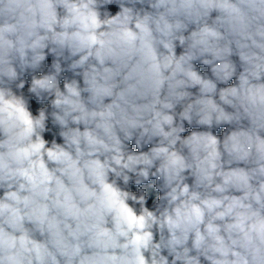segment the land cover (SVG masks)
<instances>
[{"label":"clouds","instance_id":"obj_1","mask_svg":"<svg viewBox=\"0 0 264 264\" xmlns=\"http://www.w3.org/2000/svg\"><path fill=\"white\" fill-rule=\"evenodd\" d=\"M0 264H264V0H0Z\"/></svg>","mask_w":264,"mask_h":264},{"label":"trees","instance_id":"obj_2","mask_svg":"<svg viewBox=\"0 0 264 264\" xmlns=\"http://www.w3.org/2000/svg\"><path fill=\"white\" fill-rule=\"evenodd\" d=\"M113 11H115V9H113ZM200 67H201L202 70H205V71H206V69H204L203 66H200ZM230 83H231V82H230ZM190 130H191V129H190ZM223 131H224V128L222 127L221 129L218 130L217 134H220V133H222ZM157 197H158V193H156L155 191H152V190L150 189V199H149V204H152V203L157 199Z\"/></svg>","mask_w":264,"mask_h":264}]
</instances>
